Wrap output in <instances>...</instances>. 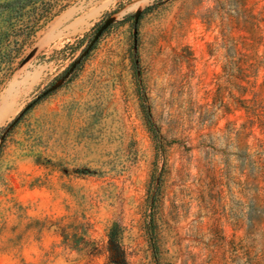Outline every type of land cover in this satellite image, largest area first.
Here are the masks:
<instances>
[{
  "label": "rangeland",
  "instance_id": "rangeland-1",
  "mask_svg": "<svg viewBox=\"0 0 264 264\" xmlns=\"http://www.w3.org/2000/svg\"><path fill=\"white\" fill-rule=\"evenodd\" d=\"M58 9L0 84V128L56 87L1 146L0 264H264V0Z\"/></svg>",
  "mask_w": 264,
  "mask_h": 264
},
{
  "label": "trees",
  "instance_id": "trees-1",
  "mask_svg": "<svg viewBox=\"0 0 264 264\" xmlns=\"http://www.w3.org/2000/svg\"><path fill=\"white\" fill-rule=\"evenodd\" d=\"M67 0H0V84L10 78L21 62L24 47L28 45L41 27L61 10ZM149 128L151 119L144 109ZM13 120L0 128L1 146L9 131L16 125Z\"/></svg>",
  "mask_w": 264,
  "mask_h": 264
},
{
  "label": "water",
  "instance_id": "water-1",
  "mask_svg": "<svg viewBox=\"0 0 264 264\" xmlns=\"http://www.w3.org/2000/svg\"><path fill=\"white\" fill-rule=\"evenodd\" d=\"M139 15L140 13H135L134 14V22H133V26H134V30H133V38L134 40L137 37V23H138V19H139ZM110 25V21L107 20L105 23H103V25H101L99 27V29L97 30V32L95 33L94 37L92 38V40L90 41V43L88 44V46L86 47V49L83 51L82 53V57L86 56L88 54V52L92 49V47L94 46V44L98 41V39L100 38V36L102 35V33L109 27ZM78 64V61L74 62L69 69L67 70V72L64 74L63 76V80L67 79L70 74L75 70L76 66ZM56 87H51L50 89L46 90L41 96L37 97V99H35L32 103H30L29 105H27L20 113V115L17 117V119L24 114L27 110H29L32 105H34L41 97H44L46 95H48L50 92H52ZM17 119H15L17 121Z\"/></svg>",
  "mask_w": 264,
  "mask_h": 264
},
{
  "label": "bare ground",
  "instance_id": "bare-ground-1",
  "mask_svg": "<svg viewBox=\"0 0 264 264\" xmlns=\"http://www.w3.org/2000/svg\"><path fill=\"white\" fill-rule=\"evenodd\" d=\"M81 21V19H80ZM74 28V27H73ZM7 99V98H6ZM14 104H16L14 102ZM1 105V104H0ZM14 106L12 104H9V102L7 101H3L1 107H0V118L6 117L10 112H12L14 110ZM13 113V112H12Z\"/></svg>",
  "mask_w": 264,
  "mask_h": 264
}]
</instances>
